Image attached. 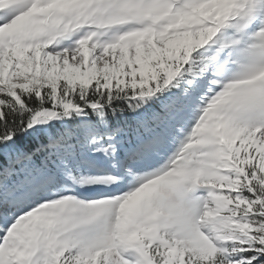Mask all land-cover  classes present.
I'll use <instances>...</instances> for the list:
<instances>
[{"label": "snow or ice", "instance_id": "snow-or-ice-1", "mask_svg": "<svg viewBox=\"0 0 264 264\" xmlns=\"http://www.w3.org/2000/svg\"><path fill=\"white\" fill-rule=\"evenodd\" d=\"M0 264H264V0H0Z\"/></svg>", "mask_w": 264, "mask_h": 264}]
</instances>
